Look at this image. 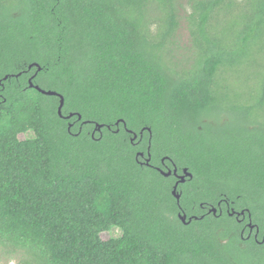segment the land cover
Here are the masks:
<instances>
[{
    "label": "trees",
    "instance_id": "obj_1",
    "mask_svg": "<svg viewBox=\"0 0 264 264\" xmlns=\"http://www.w3.org/2000/svg\"><path fill=\"white\" fill-rule=\"evenodd\" d=\"M181 1L0 0V247L17 264H264V0Z\"/></svg>",
    "mask_w": 264,
    "mask_h": 264
},
{
    "label": "rangeland",
    "instance_id": "obj_2",
    "mask_svg": "<svg viewBox=\"0 0 264 264\" xmlns=\"http://www.w3.org/2000/svg\"><path fill=\"white\" fill-rule=\"evenodd\" d=\"M186 1L187 0H182L181 3L183 5H186ZM181 13L183 12L181 11ZM175 43H176V46L178 47L177 53L175 55V57L177 58V62H178L177 69H181V67L183 68L184 65L180 63L179 61L182 58V56L185 54L186 49L190 46V36L188 34L186 24L184 21H181L180 23V27L175 37ZM31 136L32 134H24L20 136L19 138L26 139ZM120 233L121 232L119 229L113 228L109 232L103 233L101 235V239L108 240L110 238H117L120 236ZM8 249L11 250V248H8ZM8 249L4 250L3 248L0 247V264H17L19 260L22 258V255H19L18 253L16 254L6 253L5 251H7Z\"/></svg>",
    "mask_w": 264,
    "mask_h": 264
},
{
    "label": "water",
    "instance_id": "obj_3",
    "mask_svg": "<svg viewBox=\"0 0 264 264\" xmlns=\"http://www.w3.org/2000/svg\"><path fill=\"white\" fill-rule=\"evenodd\" d=\"M33 66H36V65H31L29 68H32ZM36 67H37V66H36ZM39 70H40V69L38 68V71H39ZM29 87H30V88H34L35 90H37L38 92H40V93L43 94V95H47V96H58V97L60 98V105H59V107H58V115L61 117V111H62V107H63V105H64V99H63V97L57 95V94L54 93V92L43 91V90H41L38 86H34V85L32 84V78L29 80ZM70 117H71V115L68 116V118H70ZM79 119H80V117H79ZM116 125H118V123H117ZM124 126H125V125H124ZM101 128H102V126H96V130H98V131H99ZM148 131H149V130H148ZM149 132H150V131H149ZM133 139H136V135H134V138H133ZM139 155L143 156V154H139ZM149 159H150V158H149V155H148V159L146 160V163L149 162ZM161 174H162L164 177H168V176L171 175V172L169 171V172H167V173H164V172L161 171ZM174 176H175L176 178H178V181H177V183L175 184V186H174V188H173L172 194L175 196L177 202L179 203V199H180V197L176 194L177 186H178L179 183H183V182L185 181V177H189V178H191V175H190L189 173H187L186 170H183V175H182V176H177L176 171H174ZM210 212H211L212 214L216 215L217 210L213 208V209L210 210ZM243 214H244V213L241 212L240 214H237V215L240 216V215H243ZM229 215L232 216L233 214H229ZM179 218L182 220V222H183L184 224L186 223L185 216H184V217L179 216ZM190 221H191V219L189 220V222H190ZM249 226H250V227L252 226L251 223H249Z\"/></svg>",
    "mask_w": 264,
    "mask_h": 264
},
{
    "label": "flooded vegetation",
    "instance_id": "obj_4",
    "mask_svg": "<svg viewBox=\"0 0 264 264\" xmlns=\"http://www.w3.org/2000/svg\"><path fill=\"white\" fill-rule=\"evenodd\" d=\"M140 154H142V153H140ZM140 158H142L143 160H145L144 155H143V156L140 155ZM170 172H171V171H170ZM171 174H172V172H171ZM176 174H177V173H176ZM173 176H174V172H173ZM177 176H180V175H177ZM174 177H175V176H174ZM175 179H176L175 183H177L178 178L175 177ZM174 185H175V184H174ZM220 213H221V211H220ZM251 225H252V224H251ZM247 229H248L247 237L249 238V237L252 236V237L256 240V242H258V241H257V237L259 236L258 228H255L253 225L250 227L249 224H247ZM262 241H264V234H263V236H262ZM261 243H262V242H261Z\"/></svg>",
    "mask_w": 264,
    "mask_h": 264
}]
</instances>
